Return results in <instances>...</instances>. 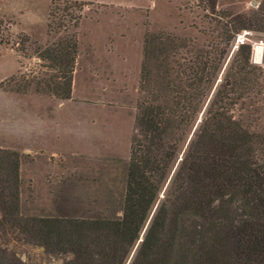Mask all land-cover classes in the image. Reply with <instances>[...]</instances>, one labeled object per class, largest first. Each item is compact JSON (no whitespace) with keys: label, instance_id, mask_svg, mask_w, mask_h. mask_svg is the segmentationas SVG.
Wrapping results in <instances>:
<instances>
[{"label":"trees","instance_id":"16d2710c","mask_svg":"<svg viewBox=\"0 0 264 264\" xmlns=\"http://www.w3.org/2000/svg\"><path fill=\"white\" fill-rule=\"evenodd\" d=\"M84 4L51 1L42 45L19 33L15 46L11 22L0 18V44L37 58L32 69L8 77L5 90L70 98ZM214 5L200 2L213 24L201 45L168 32L143 33L115 208L110 193V206L100 207L94 198L72 201L66 187L53 214H22L20 154L0 148V235L39 246L62 264H125L157 200L127 264H264V125L250 122L264 104V71L249 62V43L236 45L215 82L234 36L264 32V0L248 14H218ZM252 44L258 61L259 43ZM2 243L0 264H27Z\"/></svg>","mask_w":264,"mask_h":264},{"label":"rangeland","instance_id":"374dc122","mask_svg":"<svg viewBox=\"0 0 264 264\" xmlns=\"http://www.w3.org/2000/svg\"><path fill=\"white\" fill-rule=\"evenodd\" d=\"M51 1L57 0H0V18L4 23L11 22L10 41H16L15 46L19 47V33L38 45L49 39L45 23ZM80 1L86 4L75 29L78 53L69 99L5 90L4 81L32 69L37 58L30 49L23 55L10 44H0V148L20 154L19 210L24 215L53 214L55 202L65 196L66 187L65 193L73 197L72 201L94 198L100 207L110 206L106 203L110 193L115 208L122 193L123 167L133 129L144 31L194 38L196 45H201L209 40L213 28L206 17L208 11L200 8L203 0ZM258 1L215 0L214 9L218 14H248ZM239 40L250 44L249 62L264 71V64L251 62L252 42L259 43L262 56L264 32L241 30L230 42L215 82ZM262 106L254 115L257 120L249 119L257 126L264 125ZM233 113L237 115L236 110ZM1 242H6L8 250L27 264H62L61 257L45 253L39 246L20 243L9 234L0 235Z\"/></svg>","mask_w":264,"mask_h":264},{"label":"built area","instance_id":"2783aa9c","mask_svg":"<svg viewBox=\"0 0 264 264\" xmlns=\"http://www.w3.org/2000/svg\"><path fill=\"white\" fill-rule=\"evenodd\" d=\"M239 41H240V42H242V40H239ZM252 43H254V42H252ZM252 45H253V44H251V46H252ZM261 60H264V58H263V57H261V58H260L258 61H256V60H254V59H253V57L251 56V62H254V63H259V64H261V63H260V61H261Z\"/></svg>","mask_w":264,"mask_h":264},{"label":"water","instance_id":"95a60500","mask_svg":"<svg viewBox=\"0 0 264 264\" xmlns=\"http://www.w3.org/2000/svg\"><path fill=\"white\" fill-rule=\"evenodd\" d=\"M260 63L264 64V60H261ZM140 240H141V238H139L137 241H140Z\"/></svg>","mask_w":264,"mask_h":264},{"label":"bare ground","instance_id":"6f19581e","mask_svg":"<svg viewBox=\"0 0 264 264\" xmlns=\"http://www.w3.org/2000/svg\"><path fill=\"white\" fill-rule=\"evenodd\" d=\"M261 57H263L264 58V48H263V53H262V56Z\"/></svg>","mask_w":264,"mask_h":264},{"label":"crops","instance_id":"0c3cea01","mask_svg":"<svg viewBox=\"0 0 264 264\" xmlns=\"http://www.w3.org/2000/svg\"><path fill=\"white\" fill-rule=\"evenodd\" d=\"M75 71H76V69L74 68V70H73V74H75Z\"/></svg>","mask_w":264,"mask_h":264}]
</instances>
